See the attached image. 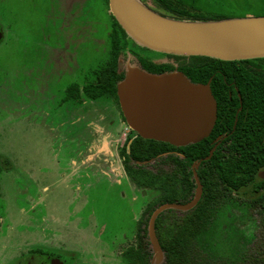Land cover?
<instances>
[{
	"label": "rangeland",
	"instance_id": "obj_1",
	"mask_svg": "<svg viewBox=\"0 0 264 264\" xmlns=\"http://www.w3.org/2000/svg\"><path fill=\"white\" fill-rule=\"evenodd\" d=\"M67 4L0 0V264H36L41 257L48 264L49 254L55 263L126 264L121 254L136 244L138 222L150 205H161V193L132 184L116 159L134 135L110 123L112 101L64 102L69 83L96 80L108 57L110 20L105 0H76L67 31ZM85 123L82 144L75 131ZM98 153L115 165L91 166ZM81 170L88 175L78 177ZM248 214L254 225L249 216L222 222L211 252L227 260L264 254L259 217ZM34 248L45 255L30 254Z\"/></svg>",
	"mask_w": 264,
	"mask_h": 264
},
{
	"label": "trees",
	"instance_id": "obj_2",
	"mask_svg": "<svg viewBox=\"0 0 264 264\" xmlns=\"http://www.w3.org/2000/svg\"><path fill=\"white\" fill-rule=\"evenodd\" d=\"M146 2L147 0H141ZM164 14L185 20H218L233 17L263 16L264 0H238L227 3L225 0H150ZM108 9V0H105ZM112 19L109 34L108 57L96 72L94 83H86L81 88V96L99 100L113 98L117 101L116 85L125 74V69H119V62L135 64L146 72L162 74L173 70L181 71L194 83H206L209 79L211 90L221 86L222 75L229 72H264V58L249 60L224 61L205 56H177L148 50L135 44ZM154 54L160 57H154ZM165 59L160 63L158 60ZM172 63H177L173 67ZM123 65V64H122ZM239 88H248L251 101L243 100L246 107L258 112V125L264 128V76H236ZM250 80V82H246ZM78 95V86L70 85L66 89L65 99L69 100ZM134 135L126 139L118 154L122 159L123 169L132 184L142 189L159 191V204L181 202L173 193L171 187V152L174 149L185 153V160L180 166L207 156L212 148L207 140L189 144L180 148L155 140H148ZM237 145V144H234ZM245 158L250 161L243 171L238 172V164L234 155L230 158L221 153L218 147L209 160L202 161L197 170L203 185V196L195 207L188 211L165 210L155 221V233L163 259L160 264H264V254H241L238 259H229L221 253L209 249L212 239H221L218 231L222 232V222L230 217L231 220L249 216V210L255 211L259 217L260 227L264 230V182H256V172L264 168V141L245 147ZM251 152L254 157L251 160ZM247 185V186H246ZM243 186V195L251 199V205L221 204L222 189L233 191ZM192 187L195 184L192 183ZM234 201V200H233ZM154 205L147 208L145 217L138 222L135 245L127 247L122 252L126 264H150L153 252L147 235V226ZM240 215V216H239ZM254 225V224H253ZM258 226V227H259ZM30 254L45 255L40 248H34ZM47 255V254H46ZM51 256L50 254L48 255ZM230 258V257H229Z\"/></svg>",
	"mask_w": 264,
	"mask_h": 264
},
{
	"label": "water",
	"instance_id": "obj_3",
	"mask_svg": "<svg viewBox=\"0 0 264 264\" xmlns=\"http://www.w3.org/2000/svg\"><path fill=\"white\" fill-rule=\"evenodd\" d=\"M108 8L135 44L154 52L224 61L264 58V15L185 20L164 15L141 0H108ZM122 64L121 61L118 64L120 70ZM175 71L153 74L128 63L123 79L116 85V95L127 125L137 135L183 147L209 135L215 125L217 105L210 79L194 83L181 71ZM214 150L215 147L205 160L210 159ZM195 169L193 199L186 203H163L150 215L147 226L153 252L150 264H160L163 259L155 233L158 215L169 209L188 211L201 197L202 185Z\"/></svg>",
	"mask_w": 264,
	"mask_h": 264
},
{
	"label": "flooded vegetation",
	"instance_id": "obj_4",
	"mask_svg": "<svg viewBox=\"0 0 264 264\" xmlns=\"http://www.w3.org/2000/svg\"><path fill=\"white\" fill-rule=\"evenodd\" d=\"M74 1L76 0H68V4L63 12V19L66 17L67 22L65 23L64 27L68 31L70 27V18L67 15L69 12V15L72 16L73 12L76 14L74 8H70V6L73 5ZM79 1V0H77ZM82 1V0H80ZM106 5V2H105ZM107 8V7H106ZM107 12L109 14V30H108V35L110 34L111 31V25H112V19L110 17L109 13V8L107 9ZM1 34V32H0ZM109 38V37H108ZM66 46L61 45L59 48V54H62V50L65 49ZM71 57V56H70ZM159 61V60H158ZM161 62V61H160ZM172 66L175 68L178 66L177 63H172ZM171 72H177L175 70ZM94 72H90V78ZM242 75V76H255V75H261L264 76V72H229L228 74H223L222 75V82L224 83L225 86H221L220 88H217L216 90L212 91V94L215 98L216 105H217V112H216V121L215 125L212 129V131L209 133L207 137H205L202 140H207L210 144H212V148L215 147V150L218 147H221V153L225 157L230 158L231 155H234L235 160L238 164V169L237 171H243L245 166L249 163V159L245 158L247 155V152L244 150L245 147L252 146V144H256L259 142L264 141V128L261 125L257 124L258 120V112H256L254 109H251V107H246L243 103V100H253L251 96H249V93H245L248 91V88H239L236 82H240L239 80H236V76ZM86 77V76H85ZM84 77V78H85ZM95 77V76H94ZM89 79V78H88ZM84 82V81H83ZM83 82H73L69 83L68 87L70 85H76L78 86V95L74 96V98L66 100L64 99V102H69L73 101L75 105L77 106H82L83 104L87 103H92L93 100L91 98H87L85 96H81V88L84 84L87 82L94 83V80H88L84 82V84H81ZM247 83L250 82V80L246 81ZM67 89V88H66ZM117 96V95H116ZM114 105L113 109V114H112V119H110V123L118 124L123 123L127 125L125 118L122 115V111L118 102L115 101L113 98H109ZM81 118H77L75 123L81 122ZM83 126V127H82ZM80 126L76 131V137L80 139V143L83 144L84 139H83V134L86 133L87 131V126L86 123L84 125ZM128 126V125H127ZM129 127V126H128ZM131 130V129H130ZM132 131V130H131ZM134 132V131H133ZM139 136V135H138ZM92 139L94 136H89ZM140 137V136H139ZM144 139V138H143ZM150 140V139H148ZM201 140V141H202ZM126 141V139H125ZM124 141V142H125ZM159 142V141H158ZM237 144V145H234ZM84 146V145H83ZM175 148H180L176 147ZM211 148V149H212ZM210 149V150H211ZM209 150V151H210ZM214 150V151H215ZM213 151V153H214ZM209 154V153H208ZM172 155V160L170 164V170H171V187L173 189V193L177 199H179L181 202L179 203H186L189 202L190 200L193 199L195 190H196V181H195V176H194V165L198 164L196 170L199 169V166L202 161H205V157L200 158L199 160L193 161L190 164H187V161L185 163V166H180V163H182L185 160V153L183 154L181 151L174 149L171 152ZM99 153L95 155L93 158V163H90L91 166L97 167L100 170H105L106 168L113 167L115 165V161H112L110 158L104 156V157H99ZM114 157V155H112ZM119 156V154H118ZM116 156V159L119 160L120 156ZM212 156V155H211ZM252 157H254V153L251 152V160ZM211 158V157H210ZM209 160V159H208ZM122 163V159H121ZM102 164L103 166H100ZM184 164V162H183ZM105 165L107 167H105ZM88 166V165H87ZM105 167V168H104ZM123 168V165H122ZM124 171V169H123ZM82 170L79 172L78 177H81L83 175H88L85 172H82ZM105 173V171H103ZM111 174H115V172L110 171ZM128 179L125 171L123 172ZM198 176V174H197ZM199 179V177H198ZM129 180V179H128ZM200 182V179H199ZM256 182H264V168H260L256 172ZM192 183L195 184V187H192ZM201 183V182H200ZM202 185V184H201ZM247 186V185H246ZM243 186L241 188H234L233 191H229L227 189H222V198L219 199V202L221 204H233L236 206L242 205H251L252 201L249 199L246 195H243L244 189L251 190L250 187ZM203 196V185H202V192H201V197ZM199 199V201H200ZM234 200V201H233ZM198 201V202H199ZM178 203V202H174ZM33 259V257L31 258ZM55 258H48L49 263L48 264H64V262H54ZM36 264H46L42 257L35 262ZM24 264H31V260H28V262H24Z\"/></svg>",
	"mask_w": 264,
	"mask_h": 264
}]
</instances>
